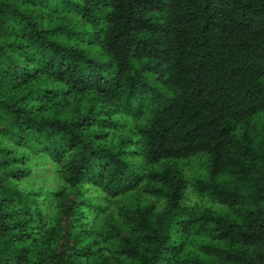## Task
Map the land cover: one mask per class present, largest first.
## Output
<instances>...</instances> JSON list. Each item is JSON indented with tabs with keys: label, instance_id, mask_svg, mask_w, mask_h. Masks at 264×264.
<instances>
[{
	"label": "trees",
	"instance_id": "obj_1",
	"mask_svg": "<svg viewBox=\"0 0 264 264\" xmlns=\"http://www.w3.org/2000/svg\"><path fill=\"white\" fill-rule=\"evenodd\" d=\"M0 264H264V0H0Z\"/></svg>",
	"mask_w": 264,
	"mask_h": 264
},
{
	"label": "rangeland",
	"instance_id": "obj_2",
	"mask_svg": "<svg viewBox=\"0 0 264 264\" xmlns=\"http://www.w3.org/2000/svg\"><path fill=\"white\" fill-rule=\"evenodd\" d=\"M40 162L41 161H38L37 159H32L31 165H33L34 172L33 174H31V177L23 183V185L31 190L34 189L41 190L42 192H48L52 190L57 184L56 176L54 174V169L50 161L44 159V165H35L36 163ZM204 163L205 160L203 157H196L186 163H182L185 176L190 180H193L194 178H196V176L200 177L202 174H204ZM186 196L189 204L201 202L194 194L192 187H189L187 189ZM205 203L209 204V202L207 201H205ZM110 208H112L111 205Z\"/></svg>",
	"mask_w": 264,
	"mask_h": 264
}]
</instances>
